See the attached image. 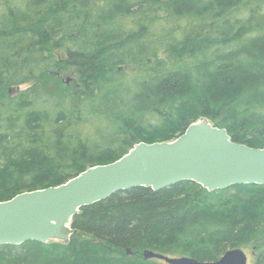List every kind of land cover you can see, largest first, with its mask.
<instances>
[{
  "label": "trees",
  "instance_id": "16d2710c",
  "mask_svg": "<svg viewBox=\"0 0 264 264\" xmlns=\"http://www.w3.org/2000/svg\"><path fill=\"white\" fill-rule=\"evenodd\" d=\"M48 45L77 81L46 87L60 65ZM30 82L0 97V201L202 119L264 148V0H0V86ZM72 226L67 241L0 246V264H162L145 250L215 261L243 247L264 264V185L131 188Z\"/></svg>",
  "mask_w": 264,
  "mask_h": 264
},
{
  "label": "water",
  "instance_id": "95a60500",
  "mask_svg": "<svg viewBox=\"0 0 264 264\" xmlns=\"http://www.w3.org/2000/svg\"><path fill=\"white\" fill-rule=\"evenodd\" d=\"M183 181L209 191L264 185V148L233 141L227 129L209 119L192 123L175 140L140 142L120 159L89 167L61 185L0 201V246L67 241L75 232L73 218L82 207L118 191L137 187L159 191ZM144 258L167 264H248L243 248L229 249L215 261L153 250H145Z\"/></svg>",
  "mask_w": 264,
  "mask_h": 264
},
{
  "label": "rangeland",
  "instance_id": "374dc122",
  "mask_svg": "<svg viewBox=\"0 0 264 264\" xmlns=\"http://www.w3.org/2000/svg\"><path fill=\"white\" fill-rule=\"evenodd\" d=\"M47 52L55 54L57 59L59 60L60 65L58 67H55L52 69L51 73H52V77L51 78V83L49 86L46 87L50 88L52 86V84L54 83H61V85L64 84H70L73 81H77L79 78L78 75V71L76 68H74L73 66H69L66 64L65 58H66V52L64 50V48H59V47H55L53 45H48L47 46ZM161 54V58L165 57L167 54L162 52ZM166 58V57H165ZM60 81V82H59ZM35 83L30 82L27 84H23L20 86H12V87H8V86H0V97L4 96L7 97L9 95H17L18 92H21L25 89H27L29 86L34 85ZM10 88H12V93L10 92ZM41 103H47V104H43L46 108L50 109V108H54L57 109L59 108V104L57 103V101L55 100H44V99H40L39 104ZM243 249H245L246 253L248 254V264H253V260H254V256H253V251L250 248L247 247H243ZM159 263L162 264H167L164 261H159Z\"/></svg>",
  "mask_w": 264,
  "mask_h": 264
},
{
  "label": "flooded vegetation",
  "instance_id": "af4514ba",
  "mask_svg": "<svg viewBox=\"0 0 264 264\" xmlns=\"http://www.w3.org/2000/svg\"><path fill=\"white\" fill-rule=\"evenodd\" d=\"M253 251V250H252ZM253 256H254V260H253V264L255 263L256 261V256L254 255V251H253Z\"/></svg>",
  "mask_w": 264,
  "mask_h": 264
}]
</instances>
